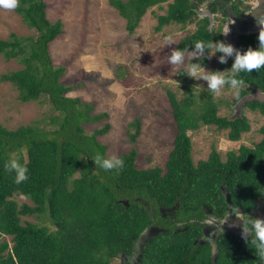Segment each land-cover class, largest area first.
<instances>
[{"label": "trees", "instance_id": "trees-1", "mask_svg": "<svg viewBox=\"0 0 264 264\" xmlns=\"http://www.w3.org/2000/svg\"><path fill=\"white\" fill-rule=\"evenodd\" d=\"M167 1L110 0V4L133 32L149 7ZM205 1L167 2L166 13L157 16L156 30L170 22H193ZM47 8L44 0H19L14 10L34 36L10 33L0 39V55L22 66L2 74L0 80L17 90L22 103L36 102L42 96L49 110L56 113L46 121L47 129L31 125L8 129L0 123V264H134L132 258L138 255L140 245L138 264H257L251 245L228 230L215 237L214 260L205 228L212 223L207 220L210 215L221 219L228 206L250 215L264 202V126L260 129L262 139L255 146L241 145L237 151H229L225 160L213 149L206 160L194 164L188 130L200 124L215 125L228 129L227 137L236 141L250 129L248 119L242 114L219 116L209 91L197 114L190 107L191 95L179 102L170 93L177 133L165 168H137L135 148L119 156L124 160L120 170L96 167L94 155L107 158L106 147L96 136L105 134L109 124L96 129L97 135L87 134L83 126L108 114H94L93 104L67 95L71 87L60 82L64 67L55 66L50 53V43L63 33V24L50 21ZM208 25V18H202L177 48L193 50L194 42H211L214 37L224 41L222 27L210 30ZM258 44L256 35H242L237 48L244 51ZM207 62V57L200 61L203 66ZM238 75L245 84L237 98L250 92L245 89L248 86L251 91L258 86L264 90V68ZM245 106H260L264 111V103L257 101ZM129 125L134 129L130 141L135 143L141 123L134 119ZM13 152L18 156L15 160L28 168V179L19 184L15 172L4 167L14 159ZM14 195L26 197L31 204L19 205ZM35 213L47 218L51 228L22 220ZM151 229L142 242L141 237Z\"/></svg>", "mask_w": 264, "mask_h": 264}, {"label": "rangeland", "instance_id": "rangeland-1", "mask_svg": "<svg viewBox=\"0 0 264 264\" xmlns=\"http://www.w3.org/2000/svg\"><path fill=\"white\" fill-rule=\"evenodd\" d=\"M44 1L48 4L47 18L50 21L60 20L63 24V33L50 43V53L53 64L64 67L60 82L71 87L67 95L93 104L94 114H108L107 118L98 122L84 124L86 133L96 134V129L109 124L105 134H96V139L106 147L107 157H119L135 148L137 168L159 166L164 169L177 133L170 93L179 102L191 95L193 102L190 107L197 114L201 110L200 106L206 102L205 95L209 91L206 81L196 80L186 74L187 60L182 69L169 64L167 58L183 38L197 29L199 21L206 15L204 7L209 0L199 6L193 22L185 25L170 22L160 30H156L157 16L166 13L167 2L172 0L151 6L133 32L128 31L126 19L110 4V0ZM210 18L212 28L223 26L225 19L220 13ZM10 33L19 37L34 36V31L23 23L14 9L0 8V39L8 38ZM168 36L172 37L173 43L166 44L165 37ZM217 41L214 37L213 42ZM219 55L217 52L208 58L204 66L206 71H230L234 57L228 59L231 63L223 65L218 61ZM21 67L16 60L7 61L0 55V76ZM245 89H250V86ZM211 99L217 103L219 116L232 118L243 114L248 119L250 129L236 141L229 140L228 129H218L215 125L200 124L198 128L188 130L194 164L206 160L213 149L225 160L229 151H237L241 145L253 147L262 138L259 129L264 123V116L247 107L237 111L240 98L234 95V90L225 86L220 95L211 93ZM49 107L42 96L36 102L22 103L17 90L9 82L0 80L2 126L16 129L31 125L47 129L46 121L56 114ZM134 119L141 123L135 143L130 141L134 129L129 125ZM23 154L26 158V153ZM11 156L18 158L16 152ZM13 198L19 205L31 204L22 195H14ZM251 214L253 217H264V203L260 202ZM22 220L51 228L47 218H40L37 213L23 216ZM207 220L212 223L215 221L211 215ZM211 232L208 231L207 235ZM9 238L5 237L6 240ZM116 261L119 262L118 259Z\"/></svg>", "mask_w": 264, "mask_h": 264}, {"label": "clouds", "instance_id": "clouds-1", "mask_svg": "<svg viewBox=\"0 0 264 264\" xmlns=\"http://www.w3.org/2000/svg\"><path fill=\"white\" fill-rule=\"evenodd\" d=\"M18 5L19 0H0V8L3 9L13 10L16 9ZM259 23L264 25V20H260ZM228 31H226L225 34ZM165 41L166 44L174 42L171 36L165 37ZM258 41V47H249L241 51L235 48L231 43L225 41L205 42L198 40L193 43L194 47L192 51L175 48L171 51L167 60L172 66H178L182 69L185 68L187 60L186 74L196 80L206 81V88L214 96L220 95L225 86H227L234 90V95L238 97L241 88L245 84V81L239 78L238 74L241 72L252 73L253 70L259 71L261 68H264V27L261 28L258 34ZM217 52L220 53L218 61L221 64L227 63L229 58L234 57L230 71H206L203 64L200 63L201 59L205 57L211 58ZM193 58L198 62H192ZM92 160L96 167L105 171L120 170L124 167V160L116 155L106 158L97 153L92 157ZM4 167L9 172H15V182L17 184L28 179L27 166L20 164L17 160L12 159L6 163ZM227 212L228 214L222 219H217L212 223L215 224L216 230L222 232L223 225L227 223L230 213L234 215L237 220L229 226H239L241 228L242 238L255 250L257 264H264V217H253L250 215L246 217L240 216L238 215L240 211L237 207H231L230 212L228 210Z\"/></svg>", "mask_w": 264, "mask_h": 264}, {"label": "flooded vegetation", "instance_id": "flooded-vegetation-1", "mask_svg": "<svg viewBox=\"0 0 264 264\" xmlns=\"http://www.w3.org/2000/svg\"><path fill=\"white\" fill-rule=\"evenodd\" d=\"M204 11L206 12V15L204 17H207L209 20L208 29L212 28L210 25L211 15L220 13L222 19H225V20H223V26H221L223 33H224L223 34V40L225 42H227L225 39V36L228 33L230 35L238 34L236 44L240 40L242 35H246V36L256 35V37L258 39V34H259L261 28L264 27V25H261L259 23L260 20H264V0H209L207 2L206 6L204 7ZM228 29H229V31H228ZM226 31H228V32L225 34ZM257 88H260V87L258 86ZM251 89H252V86H250V89H246V90L250 91L248 93H251V92H253V91H251ZM252 102H254V101H252ZM257 102L264 103V101H262V102L257 101ZM245 107H247V106H245ZM247 108H249V110H252V111H258L261 115L264 116V111L263 112L261 111L260 106L259 107L257 106L254 109L250 108V107H247ZM234 117H236V116H234ZM263 126H264V123L262 124L261 128ZM248 147H250V146H248ZM260 202H263V201H260ZM231 207L236 208L233 206H228L229 212H230ZM237 208L240 211L238 213V215H240V216L246 215L242 211V209H240L239 207H237ZM227 214H228V212H226L225 216ZM214 219L216 221L218 218H214ZM236 220H237V218L230 213L227 223H225L223 225V230L232 231L233 233L241 236V228L239 226H236V227H230L229 226ZM205 223H206V225H208L210 223V221H209V223H207V222H205ZM211 225H214V226L211 227ZM205 230H206L205 239L206 240L208 239V240H211V242H214L215 241V237H214L215 232H217V234L219 232L216 230L215 224L211 223L210 225L207 226V228H205ZM208 231H212L210 235H207Z\"/></svg>", "mask_w": 264, "mask_h": 264}, {"label": "water", "instance_id": "water-1", "mask_svg": "<svg viewBox=\"0 0 264 264\" xmlns=\"http://www.w3.org/2000/svg\"><path fill=\"white\" fill-rule=\"evenodd\" d=\"M238 38V34L236 35H230L229 33L225 36V39L227 41V43H231L235 48L237 47L236 41ZM251 101H264V90H261L260 88H257L255 91L245 94L243 95L237 102V111H240L242 106L247 103V102H251ZM229 200V198H228ZM214 225H211V227H213ZM152 229L148 230L147 233H145L142 237H141V241L144 242L147 240V238H149L150 233H152ZM217 236V232H215V236ZM212 245V255H213V259L215 260L216 254H217V247H216V242H211ZM141 249H142V245L139 246V253L138 255L135 257L134 259V264H138L140 257H141Z\"/></svg>", "mask_w": 264, "mask_h": 264}]
</instances>
